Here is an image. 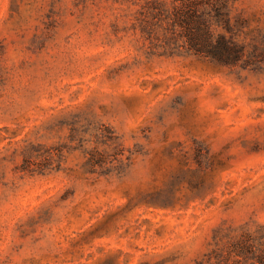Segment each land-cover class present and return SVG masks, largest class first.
I'll return each mask as SVG.
<instances>
[{
	"label": "rangeland",
	"instance_id": "1",
	"mask_svg": "<svg viewBox=\"0 0 264 264\" xmlns=\"http://www.w3.org/2000/svg\"><path fill=\"white\" fill-rule=\"evenodd\" d=\"M224 1L232 63L143 28L174 0H0V264L264 248V0Z\"/></svg>",
	"mask_w": 264,
	"mask_h": 264
},
{
	"label": "trees",
	"instance_id": "2",
	"mask_svg": "<svg viewBox=\"0 0 264 264\" xmlns=\"http://www.w3.org/2000/svg\"><path fill=\"white\" fill-rule=\"evenodd\" d=\"M150 12L153 19L161 22L152 21L149 25H143L147 31L155 24L163 26L175 41L196 53L211 56L224 63L235 62L243 54L234 38L227 37L223 32L217 34L220 22L224 28H231L227 3L224 0H174L168 13H163L157 7ZM233 250L247 261L251 260L249 264H264V248H255L249 240L236 243Z\"/></svg>",
	"mask_w": 264,
	"mask_h": 264
}]
</instances>
